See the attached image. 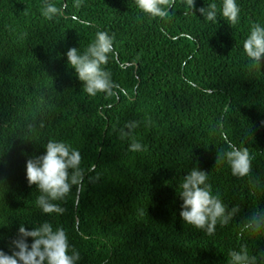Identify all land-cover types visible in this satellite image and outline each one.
<instances>
[{
    "label": "trees",
    "instance_id": "1",
    "mask_svg": "<svg viewBox=\"0 0 264 264\" xmlns=\"http://www.w3.org/2000/svg\"><path fill=\"white\" fill-rule=\"evenodd\" d=\"M0 264H264V0H0Z\"/></svg>",
    "mask_w": 264,
    "mask_h": 264
}]
</instances>
